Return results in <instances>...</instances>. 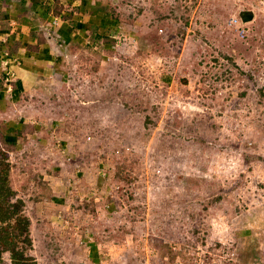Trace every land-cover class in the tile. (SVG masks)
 Wrapping results in <instances>:
<instances>
[{
  "label": "rangeland",
  "instance_id": "obj_1",
  "mask_svg": "<svg viewBox=\"0 0 264 264\" xmlns=\"http://www.w3.org/2000/svg\"><path fill=\"white\" fill-rule=\"evenodd\" d=\"M113 2L132 36L109 57L87 50L36 101L44 129L57 123L45 147L37 136L8 147L27 253L37 264H264V0ZM56 163L43 181L63 204L34 200L33 176Z\"/></svg>",
  "mask_w": 264,
  "mask_h": 264
},
{
  "label": "crops",
  "instance_id": "obj_2",
  "mask_svg": "<svg viewBox=\"0 0 264 264\" xmlns=\"http://www.w3.org/2000/svg\"><path fill=\"white\" fill-rule=\"evenodd\" d=\"M113 1L0 0V61L10 55L19 62L13 66L16 76L9 91L0 79L2 146L21 150L29 139L37 136V148L45 147L50 141L46 137L47 132L52 134L57 123L51 121L49 128L44 129V112L35 105L36 101L44 99L52 82L64 83L68 80L72 61L79 64L82 54L90 48L102 50L106 37L113 39L126 33L132 36L133 33L126 30L125 22L116 12ZM55 20L57 23H54ZM65 147L68 148V142L62 139L55 151L65 150ZM37 155L39 161L42 155L39 152ZM44 162L47 163L43 161L41 164ZM57 165L40 172L43 180L60 169ZM39 189L42 190L41 187ZM51 191L54 193V190ZM52 195L56 198L52 201L54 204H63L64 199L57 200L63 197L61 194Z\"/></svg>",
  "mask_w": 264,
  "mask_h": 264
},
{
  "label": "trees",
  "instance_id": "obj_3",
  "mask_svg": "<svg viewBox=\"0 0 264 264\" xmlns=\"http://www.w3.org/2000/svg\"><path fill=\"white\" fill-rule=\"evenodd\" d=\"M117 43V44H116ZM119 43V44H118ZM122 39L109 37L105 38L103 52L112 53L118 45H121ZM98 53V52H94ZM102 57L105 56L102 54ZM167 80H169L167 78ZM13 144L14 141H8ZM10 150L0 144V264H37L34 257L27 253L32 247V238L30 234L31 220L25 212V200L18 195L14 188L11 178ZM38 185L42 188L37 192L34 200L49 198L54 201V195L50 194V188L43 181V175L35 174ZM45 189V191H44ZM48 190L50 192H48ZM63 197L57 200L63 201ZM91 257L95 260L97 248L95 242H89ZM96 249V250H95ZM94 250V251H93ZM7 254L9 262L4 261V255ZM188 257H183V261Z\"/></svg>",
  "mask_w": 264,
  "mask_h": 264
},
{
  "label": "built area",
  "instance_id": "obj_4",
  "mask_svg": "<svg viewBox=\"0 0 264 264\" xmlns=\"http://www.w3.org/2000/svg\"><path fill=\"white\" fill-rule=\"evenodd\" d=\"M54 23H57V20H55ZM18 63V59L15 56L10 55H6L0 61V79L3 80V84L5 85L7 91L11 89V82L16 76L13 66Z\"/></svg>",
  "mask_w": 264,
  "mask_h": 264
},
{
  "label": "water",
  "instance_id": "obj_5",
  "mask_svg": "<svg viewBox=\"0 0 264 264\" xmlns=\"http://www.w3.org/2000/svg\"><path fill=\"white\" fill-rule=\"evenodd\" d=\"M252 19V14H244L241 16V20L246 22V21H250Z\"/></svg>",
  "mask_w": 264,
  "mask_h": 264
}]
</instances>
